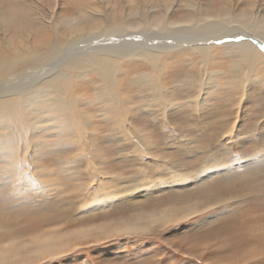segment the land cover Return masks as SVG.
<instances>
[{
    "label": "bare ground",
    "instance_id": "6f19581e",
    "mask_svg": "<svg viewBox=\"0 0 264 264\" xmlns=\"http://www.w3.org/2000/svg\"><path fill=\"white\" fill-rule=\"evenodd\" d=\"M223 1L225 2L221 11L211 14L210 11L209 13L204 11L203 0H185L182 15L185 14L179 19H172L174 12H171L173 11L171 6L163 10L160 8L159 16H151L155 10L149 12L145 9L146 11L137 14L138 22L134 25L124 24L125 20L118 22L113 18L114 20H109L102 24V27H98L101 28L98 32L85 30L84 24H78L80 20L77 17L71 25L68 20L53 24L55 18L50 15L48 21L40 17L37 23L36 27L39 28L41 37L43 36L41 40L34 36L30 37L29 34L24 42H20L19 38L15 41H0V179H3L0 181V192L3 187H9L6 196L13 208L7 211L16 214L23 207L37 205L39 208L40 204L42 207L39 209L46 206L45 213L50 212L54 216L58 211L54 209L57 204L74 200L73 202L79 206L77 208L80 214L85 211L96 213L123 201L132 202L136 197L146 196V191L139 190L141 185L135 182L144 181L150 176L169 185L184 183L182 186L185 187L190 184L191 178L199 177L200 174L203 176V173L205 174L202 178L199 177V180L196 178L198 182L210 179L213 174L207 173V170L197 173L189 169L188 159L181 153L182 150L191 151L193 143L184 139V136H181L183 140L176 138L172 135L174 132L171 127L167 126L177 109L184 106L182 104L180 106L176 99L170 98L169 91L161 87L163 78H166L164 73L161 74L162 67L167 61L166 57L175 59L179 54H186L182 61L183 67L186 66L187 69V72L183 73V81L188 86L179 84L176 87L185 85L189 91L191 89L192 95L186 105L193 108L189 112L193 120L205 114L204 107L209 102L210 90L217 87L220 89L223 84L228 85L229 81L224 80L230 78L229 88L226 86V89L235 93L233 107L224 118L223 125L221 124L222 130L219 129L221 132L216 133L217 141L212 150L222 153L225 151L227 154L226 149L229 150V145L245 146L247 142L254 145L259 137L264 138V127L260 123L263 116L260 108L263 106H257L260 110L254 117L258 122L253 128H249V131L246 129L247 122L244 123L245 119L241 117L242 107L239 108L241 101L247 98L249 86L257 84L258 80L264 82V47H261V43L264 45V15L260 9L257 10L256 0H253L254 4L246 12L239 9L240 0ZM85 14L82 12L81 17ZM14 17L16 16L0 17V29L11 28ZM86 20L87 18L84 23ZM59 24L67 27L63 26L61 29ZM140 61L144 65H149L151 72L136 74L134 77L131 75L133 78L128 79H132L136 87L131 86V93L127 92L123 84L127 80L124 75L129 70L127 69L125 73L121 70L124 66L135 65ZM225 63L230 65L224 70L222 66ZM87 72L95 76L92 75L97 94L93 95L92 91L85 95L81 88L78 80L87 76ZM257 73L260 74L258 80L254 76ZM171 80L169 79L168 83ZM91 86L94 87L93 84ZM136 89L137 94L133 93ZM250 89L252 90L251 87ZM139 99L141 101L137 102ZM92 108L96 109V113H91ZM31 110L36 114L30 115ZM140 110L152 115L153 121L164 129L168 144L173 145L178 151L176 157L158 152L157 144L137 123L136 115ZM252 113L254 110L249 109L247 119ZM104 122L109 124V135L117 138L114 144L119 142V147L117 145L114 147L116 150L119 149L120 156H126L127 154L122 152L129 150L130 155L123 158L127 159L128 164L124 167L136 168L131 177H126L123 170L117 174H114V169L113 172L109 171L111 168L108 170L110 166L108 161L95 144L94 139L99 138V132L95 127L97 125L101 127ZM104 125L103 127H107ZM248 132L249 141L246 140ZM50 138L54 148L49 149L46 140ZM114 139L111 142H114ZM231 139L234 141L231 142ZM100 141L102 142V139ZM50 151L61 153L56 158L54 168L41 163L43 160L41 156ZM159 163L166 168L158 166ZM224 168L222 169L224 172L216 171L217 176L214 174L216 178L206 185L196 188V184L191 190L186 189L188 191L183 195L168 192L167 198L171 197L170 195H177L178 202L180 200L188 202L191 195L196 200L201 198V201H191L190 209L195 208L193 213L205 212L214 205L215 200L212 198L217 191L222 189H227L228 193L237 191L238 187L232 181L239 177L237 183L243 186V183L252 180V172L257 169L254 166H247L246 169L234 171L231 167L230 175ZM248 168H251L250 172ZM260 187L262 186H258L257 189ZM178 188L173 187L175 191ZM86 199H89L87 203ZM34 201L37 203L33 204ZM1 202L0 211H4L5 207ZM18 203L21 204V208ZM96 205L98 208H95ZM198 207L200 208L197 210ZM154 215L147 217L146 222L149 225L159 220L157 217L154 218ZM0 230H3L1 226ZM6 255L13 256L10 263L12 264L16 262L19 250L15 247L12 249L1 247L0 262H7L8 258H4Z\"/></svg>",
    "mask_w": 264,
    "mask_h": 264
},
{
    "label": "rangeland",
    "instance_id": "374dc122",
    "mask_svg": "<svg viewBox=\"0 0 264 264\" xmlns=\"http://www.w3.org/2000/svg\"><path fill=\"white\" fill-rule=\"evenodd\" d=\"M165 1L166 0H0V17L4 18L5 16L8 18L11 15L16 16L11 23V28L0 29V41H15L16 38H19L20 42H24L29 34L30 37L34 36L37 39L39 38L38 40H41L43 36L41 37L39 28L37 29L36 27L37 23L40 17L48 21L50 15L55 18L53 24L57 21L61 22L63 20H68L69 25H71L75 22L74 18L77 17L80 20L78 24H84L83 28L85 30L90 29L93 32H95V30L98 32L101 29L98 27H102V24L114 19L118 20V22L125 20L124 24L134 25L138 22L137 14L146 11L145 9L149 12L150 10H155L150 15L159 16L161 15L160 8L163 10L171 6V9H173L171 12H174L172 19H179L184 16L185 13L182 15V12L185 10V0H169L170 4L169 1L168 3ZM224 2L223 0H203V9L208 13L210 11L211 14H215L221 11ZM240 3L242 5H239V9L246 12L251 9L254 1L240 0ZM256 6L257 10L260 9L264 15V0H256ZM82 12H84V14L86 13L84 17H81ZM86 18L87 20L84 23ZM59 25L61 29L64 26V24ZM261 47H264L263 43H261ZM182 55H177L178 57L175 58L176 60L166 57L167 61H170L169 63L165 61L166 63L164 65L166 67L162 63L164 67H162L163 72L161 74L164 73L168 80L163 78L164 81L161 87L169 91L170 98L176 99V102L180 106L181 104L184 106L183 108L181 107V109H177L178 113L176 112L167 126L171 127V130L174 132L172 135L176 138L180 140H183V138L188 139L193 143L191 151L182 150L181 153L182 155L185 154V157H187L189 169H193L192 172L194 171L197 173H202L204 170H207V173L213 174L212 177L204 180L205 182L201 179L202 182H198L196 178L199 180V177L202 178L205 173L202 174L203 176L200 174L199 177L191 178L189 181L190 184L188 183L185 187L182 186L184 183L169 185L164 183L163 180H154L150 176V178L144 179V181L135 182L141 185L139 190L146 191V196L141 195L140 198L136 197V199H134L135 201H123V203H119L115 206L113 205L112 207L98 210L96 213L85 211L81 212V214L79 213V208H77L79 206L73 202L74 200L65 201V203L62 201V205L57 204L54 208L58 210L54 216H52L50 212H48V214L45 213L47 211L46 206H43L44 209H39L42 207L40 204L39 208L37 205L23 207V209L27 210L23 211L21 204L18 203L17 205H19L21 209L17 211L16 214L7 211L13 207L6 196V190H8L9 187H3L4 189H1L0 192L2 194H0V201H2L1 203L2 206L5 207V210L0 211V226L3 229L0 230V248L5 247L12 249L15 247L19 250L18 258L16 262L12 264H264V157H262L264 156V138L259 137L258 142L254 145L251 142H247L245 146H235L234 144L230 147L229 145V150L226 149L228 152L227 154L225 151L222 153L212 150L217 141L215 140L217 139L216 133L221 132L223 120L228 111L233 107L235 93H232L230 89H226L227 87L229 88L230 78L224 80L229 81L227 82L228 85L223 84L220 89L217 87L210 90L208 94V96L210 95L208 97L209 102L207 103V108L204 107L205 114H201V118H198L200 120H193L190 118L191 114L189 112H191L193 108H190L191 106L189 105L187 107L186 103L188 104L192 93L191 89L189 91L188 87H186L188 84L183 81V73L187 72V69H185L186 66L183 67L184 64L182 62L186 54ZM174 61L176 63H173ZM179 62L180 65H178ZM227 65L230 64L225 63L222 68L225 70ZM173 67L176 69H173ZM127 69L129 71L131 70V73L129 71L125 73ZM121 72L125 73L124 76L127 78V80L125 79L126 82L123 84V87L125 85L127 89H124L130 92L132 87H136V83L128 78H133L136 74H148L151 71L149 65H144V63L140 61L135 65L129 64L124 66ZM259 73L254 75L257 80L260 76ZM90 75L91 73L87 72V76L82 77V79L79 78L78 80L81 83L82 90L85 91V95L92 91H94L92 92L93 95L97 94L94 90L96 83L93 81V74ZM169 79H172L170 83H168ZM91 84H93L94 87H92ZM179 84H185L186 86L180 85L176 87V85ZM137 90L138 89H136L135 92H133V90L132 92L137 94ZM248 90L247 98H244L239 104V108L242 107L241 117H244V123L247 122V131H249V128H253L258 122L254 116L259 113L258 111L260 109H262L261 114L263 115L260 123L264 127V82L258 80V83L249 86ZM187 94L189 98H187ZM180 99L184 100L181 101ZM185 100H187V102ZM140 101L139 99L137 102ZM257 106L263 107L257 109ZM235 108L236 106H234V109ZM249 109H253L254 113L250 114L249 119H247ZM92 110L95 111L93 112ZM92 110V112L90 111L92 114L96 113V109L92 108ZM32 114L36 113L31 110L30 115ZM147 114L148 113L143 110L137 113L136 118L138 125L145 129L151 140L157 144V149L160 154H171L176 157L178 151L173 145L168 144L164 129H162L155 120L153 121L152 115ZM209 116H211V118H209ZM187 119L189 121H187ZM107 123L108 122H104L107 127H103L105 126L104 124L101 127H99L100 125L95 127L99 132V138H95L98 141L94 139L95 144L98 149H100L101 154L105 156L109 165H112L111 167L108 166V170L111 168L109 171L114 169L115 171L112 170L111 172L114 171V174H117V172L121 173L123 170L126 177H131L136 168L124 167L128 165L127 159L125 160L124 158L130 155L128 154L129 150L126 151L123 150L124 148H121L123 150L122 153L127 155L120 156L119 149H117L118 152L116 147H114L115 145L119 147V142L114 144L117 138L109 135V124ZM181 136L184 137L182 138ZM102 137L105 138V140H103ZM249 138L250 132H248L246 140L249 141ZM100 139H102V142ZM112 139H114V142H111ZM233 141L234 139H231V142ZM46 143L49 145V149L54 148L51 138L46 140ZM256 150L259 151L256 152ZM58 153L50 151L45 156H41L43 159L41 163L49 166V168L56 167V158L61 155L60 152ZM119 156L121 157L120 159ZM188 156L190 157L188 158ZM253 157L254 159L252 160ZM45 158L47 159L45 160ZM37 161L39 163V158ZM113 163L115 165L117 164V167H115V165L113 166ZM157 165L161 166V168H166L162 163ZM247 166H254L257 168L252 172V180L246 181V183H243V186H241V183H237L239 179V177H237L236 180H233L234 182L232 181V183L237 185V191H231V194L228 193L227 189L217 191L219 195L216 192L212 198L213 201L215 200L213 202L215 206L213 205L205 212L200 211L199 213H193L195 208L192 207L190 209V204L196 199H194L192 195L189 196L191 200L188 202H185V200H180L178 202L177 198L179 196L177 195H170L171 197L169 198L166 196L168 192H175L176 194L183 195L189 189L191 190L194 188L196 184V188L201 185L204 186L206 183L216 178L214 175L216 171L224 172V170H222L224 167V169H227V173L231 175L229 170L233 169L234 171H240L241 169H246ZM248 170L250 172L251 168H248ZM151 173L152 171L150 174ZM221 177L223 176L221 175ZM149 179L151 181H149ZM2 180L3 179H0V181ZM191 182L194 183L191 184ZM198 184L200 185L198 186ZM258 186L262 187L257 189ZM173 187L179 188L175 191ZM88 200L89 199H86L85 203H87ZM199 200L201 201V198H199ZM71 202L73 203L71 204ZM34 203L37 202L34 201L33 204ZM62 206L64 208H62ZM97 206L98 205H96L95 208H98ZM199 208L200 207H198L197 210ZM186 209L188 211H186ZM51 212L53 214V211ZM83 213H85V215ZM152 214H155L154 218L157 217L159 220L149 225L146 219L152 216ZM259 226L261 227L259 228ZM10 243L14 244L8 245ZM12 257V255L4 256V258H8V260L7 262H0V264H10L13 261Z\"/></svg>",
    "mask_w": 264,
    "mask_h": 264
}]
</instances>
